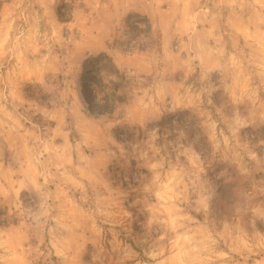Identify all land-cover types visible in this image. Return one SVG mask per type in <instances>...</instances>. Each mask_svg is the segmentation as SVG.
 Returning a JSON list of instances; mask_svg holds the SVG:
<instances>
[{
	"label": "rangeland",
	"instance_id": "374dc122",
	"mask_svg": "<svg viewBox=\"0 0 264 264\" xmlns=\"http://www.w3.org/2000/svg\"><path fill=\"white\" fill-rule=\"evenodd\" d=\"M204 7L181 19L185 33L166 49L148 17L131 18L121 48L145 55L144 73L88 58L80 95L97 132L89 126L93 139L72 138L88 154L76 157L85 188L54 187L46 168L63 142L56 123L37 116L28 124V147L51 196L38 205L22 195V221L47 228L31 252L36 264H264V0ZM179 12L163 22L170 26ZM245 21L258 27H241ZM251 30L259 32L257 56L242 38ZM77 34L63 30L66 43ZM29 90L39 104L54 100ZM8 214L0 209V224L17 221Z\"/></svg>",
	"mask_w": 264,
	"mask_h": 264
},
{
	"label": "crops",
	"instance_id": "0c3cea01",
	"mask_svg": "<svg viewBox=\"0 0 264 264\" xmlns=\"http://www.w3.org/2000/svg\"><path fill=\"white\" fill-rule=\"evenodd\" d=\"M204 1L0 0V209L15 213L12 216L17 219L8 225L0 224V264H36L31 252L37 251L47 232L41 225L35 230L26 220L22 221L27 214L22 211L24 192L27 200L38 205L51 200L40 182L37 164L28 147L31 140L28 124L37 116L56 123L54 136L63 142L60 149L50 151L46 168L49 176L55 178L51 181L54 187L85 188L82 182L85 169L76 157L88 154L83 145L72 144V138L79 134L80 139H93L89 126L97 132L94 121L84 113L80 95L88 58L103 55L119 68L129 66L144 73L145 55L121 48L131 18L148 17L161 29V43L166 49L175 36L185 33L181 19L189 21L195 9L206 8ZM174 8L180 12L170 15L174 21L168 26L162 18ZM242 24L244 28L258 27L257 21ZM193 26L192 23L188 29L194 31ZM67 28L78 31V39L72 43H66L63 37V30ZM252 32L249 37L244 33L242 38L257 56L259 32L253 35ZM231 38L243 40L233 35ZM231 38L224 39L225 63L232 60V52L227 51ZM235 51L240 53L241 49L235 48ZM239 57L242 61L243 57ZM244 61L238 65H244ZM34 88L50 98L52 95L54 100L39 104L29 90ZM52 159L58 160V167L50 168ZM78 171L82 173L80 177L74 174ZM29 216L36 219V215ZM32 238L38 243H33Z\"/></svg>",
	"mask_w": 264,
	"mask_h": 264
},
{
	"label": "built area",
	"instance_id": "2783aa9c",
	"mask_svg": "<svg viewBox=\"0 0 264 264\" xmlns=\"http://www.w3.org/2000/svg\"><path fill=\"white\" fill-rule=\"evenodd\" d=\"M66 35L69 38V41H72V39H73L72 37L74 36L73 33L72 32L70 33L69 31H66Z\"/></svg>",
	"mask_w": 264,
	"mask_h": 264
},
{
	"label": "trees",
	"instance_id": "16d2710c",
	"mask_svg": "<svg viewBox=\"0 0 264 264\" xmlns=\"http://www.w3.org/2000/svg\"><path fill=\"white\" fill-rule=\"evenodd\" d=\"M99 57L101 58V57H104V56H103V55H100V56H98V58H99ZM87 61H88V62H87L88 64H90V63H91V62H90V61H91V59H90V60H87Z\"/></svg>",
	"mask_w": 264,
	"mask_h": 264
}]
</instances>
